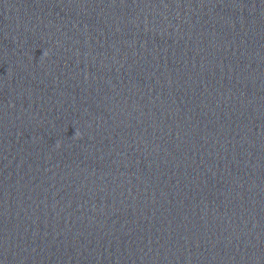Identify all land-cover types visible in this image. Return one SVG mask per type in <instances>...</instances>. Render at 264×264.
Here are the masks:
<instances>
[{"label": "water", "instance_id": "95a60500", "mask_svg": "<svg viewBox=\"0 0 264 264\" xmlns=\"http://www.w3.org/2000/svg\"><path fill=\"white\" fill-rule=\"evenodd\" d=\"M0 264H264V0H0Z\"/></svg>", "mask_w": 264, "mask_h": 264}, {"label": "clouds", "instance_id": "9594fccd", "mask_svg": "<svg viewBox=\"0 0 264 264\" xmlns=\"http://www.w3.org/2000/svg\"><path fill=\"white\" fill-rule=\"evenodd\" d=\"M44 56H47V53H44ZM77 136H79V133L76 134ZM57 147H59V144H57Z\"/></svg>", "mask_w": 264, "mask_h": 264}]
</instances>
